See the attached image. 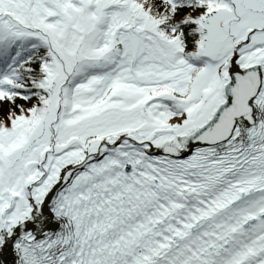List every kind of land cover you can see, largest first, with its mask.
<instances>
[{"label": "snow or ice", "instance_id": "6c2138e0", "mask_svg": "<svg viewBox=\"0 0 264 264\" xmlns=\"http://www.w3.org/2000/svg\"><path fill=\"white\" fill-rule=\"evenodd\" d=\"M0 264H264V0H0Z\"/></svg>", "mask_w": 264, "mask_h": 264}]
</instances>
